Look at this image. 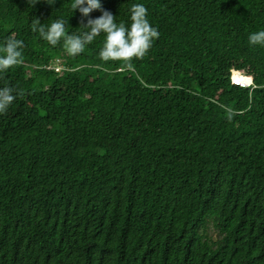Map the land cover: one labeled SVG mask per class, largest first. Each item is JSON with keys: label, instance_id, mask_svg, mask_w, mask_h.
I'll use <instances>...</instances> for the list:
<instances>
[{"label": "trees", "instance_id": "trees-1", "mask_svg": "<svg viewBox=\"0 0 264 264\" xmlns=\"http://www.w3.org/2000/svg\"><path fill=\"white\" fill-rule=\"evenodd\" d=\"M102 2L126 25L144 4L159 29L132 69L99 58L103 36L72 57L32 31H85L71 0H0V44L25 43L0 73L17 95L0 115V264H264V48L248 41L264 0Z\"/></svg>", "mask_w": 264, "mask_h": 264}, {"label": "clouds", "instance_id": "clouds-1", "mask_svg": "<svg viewBox=\"0 0 264 264\" xmlns=\"http://www.w3.org/2000/svg\"><path fill=\"white\" fill-rule=\"evenodd\" d=\"M30 2L35 6L42 0H30ZM44 2L54 5L56 0H52L51 3L49 0ZM71 9L74 15L77 11L80 13L81 27L85 31L68 34L67 22L64 19H58L49 26L41 23L40 19H35L32 23V31L38 32L40 37L53 47L62 43L64 50L72 57L82 54L87 46L103 36L99 58L105 63L119 62L122 68L132 69L133 61L143 59L160 37L159 29L153 27L144 4L133 5L130 25L117 23L116 17L104 8L102 0H71ZM96 11H100L102 15L93 18L92 14ZM248 41L252 47L264 48V30L251 33ZM24 47L23 40L13 37L7 38L3 44H0V73L23 64ZM234 72L240 71H233L232 76ZM252 84L253 79L249 85L242 83L233 85L250 87ZM14 92L15 89L10 87L0 88V115L6 114L16 101L17 95Z\"/></svg>", "mask_w": 264, "mask_h": 264}, {"label": "rangeland", "instance_id": "rangeland-1", "mask_svg": "<svg viewBox=\"0 0 264 264\" xmlns=\"http://www.w3.org/2000/svg\"><path fill=\"white\" fill-rule=\"evenodd\" d=\"M55 63H56V61H55ZM58 64H59V62L57 61L56 67H54L56 71H57V70H61V66H59ZM240 74H241V75H247L246 72H240ZM248 75H249V74H248ZM251 86H252V85H251ZM251 86H250V87H251ZM207 233H208V235H209L210 237H212V238H215V239H216V238L218 237L217 231L215 230V228H214L211 224H209V225L207 226Z\"/></svg>", "mask_w": 264, "mask_h": 264}, {"label": "built area", "instance_id": "built-area-1", "mask_svg": "<svg viewBox=\"0 0 264 264\" xmlns=\"http://www.w3.org/2000/svg\"><path fill=\"white\" fill-rule=\"evenodd\" d=\"M238 76H241L240 72H234L233 76H232V83L233 84H237L239 83L238 81Z\"/></svg>", "mask_w": 264, "mask_h": 264}, {"label": "bare ground", "instance_id": "bare-ground-1", "mask_svg": "<svg viewBox=\"0 0 264 264\" xmlns=\"http://www.w3.org/2000/svg\"><path fill=\"white\" fill-rule=\"evenodd\" d=\"M242 78H244V77H242ZM240 80H241V79H240ZM240 80H239L240 83H242V84H246L244 81H240ZM247 85H249V84H247Z\"/></svg>", "mask_w": 264, "mask_h": 264}]
</instances>
